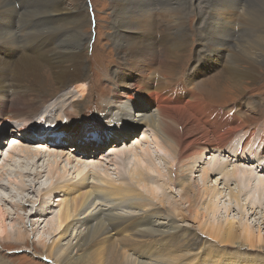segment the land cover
I'll return each instance as SVG.
<instances>
[{
	"label": "bare ground",
	"instance_id": "bare-ground-1",
	"mask_svg": "<svg viewBox=\"0 0 264 264\" xmlns=\"http://www.w3.org/2000/svg\"><path fill=\"white\" fill-rule=\"evenodd\" d=\"M59 1L54 8L53 0H43L44 15L48 13V17L43 20L52 23L57 29L60 27L59 32H44L45 34L33 36L34 38H29V42L24 43L22 36L11 37L10 32L0 30V125L6 123V126L17 120L25 122L15 133L27 146L15 154L19 157L22 155L25 160H9L11 168L5 165L0 167V202L23 211L21 214L25 217H15L22 226L28 222L37 234L38 228L42 226L41 230H48L51 236L48 243L37 236V245L28 246L26 234H8L5 222L10 216L0 206V239H3V243L9 240L16 242L20 245L14 248L20 251V248L28 247L26 249H31L32 257L49 264H264V252L261 253L264 245H257L259 242L264 244V239L254 237L247 227L239 232L233 222L224 226H211L207 233L212 239H204L197 232L180 225L168 210L154 206L152 201L164 205L163 196H156L154 193L153 198H146L142 191L129 183L119 186L114 181L98 176L91 169L98 161H89L90 163L76 170L77 176H82L80 182H76L75 189L68 186L69 192L64 194L68 196L57 203L56 216L50 219L48 211L54 205L50 200V192L47 191L50 184L44 178V167L50 163L38 151L32 150L31 146L67 151L76 158L88 154L98 156L102 148L108 145L121 147L131 138L130 129L135 131L140 125H144L146 131H151L152 136L160 142V147L171 154L173 162L168 163L167 168L169 181L178 187L180 197L188 204L187 212L191 215L197 195L187 175L198 170V165L194 162L202 160L204 155L218 154L217 157L222 158L225 153L235 154V149L230 153L228 148L234 142L240 150L246 147L247 143H251L255 129L244 123L241 113L234 110V107L218 108L219 106L208 104L204 95H200L192 86V80L200 71L189 72L183 58H189L192 50L187 49L191 43L190 38L195 36L200 44V59L198 58L197 63L203 62V67H207V70L216 63L217 68H220L219 73L206 82L211 86L208 95L222 97L228 88L224 86L226 82L231 84L229 90H236L239 94L243 92V85L254 82L258 71L264 68V0H187L188 3H178L176 1L181 0H176L169 4L162 3L157 9L145 5L138 12L131 11L128 7V18L123 15V18L118 15L114 17L112 40L122 55L123 67L118 65V70L113 75H106L112 87L110 93L101 98L103 110L97 122L103 126L95 129L94 134H98L97 140L103 146L96 153L78 149L82 145L76 144L89 139L92 132L85 130L82 134L73 123L63 127V131L75 127V134L62 138L38 132L27 124L35 116H39L46 106L40 107L41 101L48 100L46 97L50 95L49 79L59 89L73 86L84 98L87 95L88 76L86 71L82 74V69H87L89 64L83 53V46L89 38L81 31V27L89 23L88 14L84 13L81 0H70L72 8L59 4ZM20 2L22 9L29 7L26 4L30 5L28 0ZM9 4L12 5L10 0H0V6L9 7ZM8 12L16 11L13 7ZM189 14L195 17L192 31V26L186 21ZM62 23L69 26L68 31L62 30ZM236 27L243 34L233 40L231 54L225 55V48L230 45L231 33L235 34ZM196 65L192 66L193 69H196ZM128 72L130 82L126 81ZM126 86H131L138 92L122 91ZM143 95L146 99L139 101ZM249 104V109L255 112L256 108ZM233 110L235 114H232ZM49 113L50 111L48 115ZM121 124L125 125L121 128L122 131L113 129ZM104 125L112 128L115 134L109 129L113 136L106 135ZM241 133L243 137L241 135L239 140L238 135ZM106 138L111 141L106 143ZM122 138L125 140L121 142ZM260 138H263L262 135ZM67 143H72L74 148L71 145L67 148ZM90 144L93 147L97 145ZM262 144L264 142L261 147ZM64 147L65 149H61ZM243 152L235 154L238 162L240 157L248 159L249 153L246 155ZM123 157L122 155L119 160L118 156L111 159V164L118 170L123 166H130V171L136 174L133 178L142 174L140 165H149L150 162L141 152H129L125 165L122 163ZM259 158L262 166H257L254 170L242 167L241 162H235L227 172L223 171L225 168L220 170L222 176L236 178L225 184L232 182L236 190L241 189V192L246 193L252 204V216H255L254 204L264 199V171H259L264 170V156L259 155ZM221 161L227 162L224 158ZM182 166L185 169L179 174L178 170ZM207 167L204 170L205 177L219 172L220 163L210 162ZM53 169L57 171V165ZM90 172L93 175L90 176ZM51 174L56 175V172ZM12 175L23 178L16 191L4 183ZM30 178L36 179L35 184L28 182ZM195 186L198 187L196 184ZM55 187H58L55 191L61 192L67 186ZM53 189L55 188H52V192ZM31 191L41 195L42 199L40 208L28 214L25 205L30 201L25 194H31ZM2 193L7 194L10 200L2 196ZM178 216L182 222L189 219V216L187 218L180 213ZM198 216L195 212L193 220L196 221ZM154 235V240H141L147 237L151 239ZM9 246L12 244L5 247ZM233 248L236 250L231 252ZM128 251L136 254L131 260L128 258ZM253 251L257 253L256 256H249ZM0 264L10 263L2 256Z\"/></svg>",
	"mask_w": 264,
	"mask_h": 264
},
{
	"label": "rangeland",
	"instance_id": "rangeland-1",
	"mask_svg": "<svg viewBox=\"0 0 264 264\" xmlns=\"http://www.w3.org/2000/svg\"><path fill=\"white\" fill-rule=\"evenodd\" d=\"M28 1L30 2V5L26 4V6H29L26 9L21 8L20 0H10L12 5L9 4V7L0 6V18H1L0 30L10 32L11 37L19 36V35L22 36L21 39L23 38L25 39L24 43L29 42V38H32L33 36L45 34L44 32L46 33L59 32L60 27L57 29V27L54 26L52 23L45 22L46 20H43L48 17L47 16L48 13L44 15L45 4L43 3V0H28ZM57 1L59 0H53L52 3L53 7L56 5ZM173 1L176 0H170V1L169 0H139V1L81 0V2L84 4V13L88 14L87 20L89 22L87 25L81 27V31H83V33L86 34L89 38V41L85 43L83 46L84 57L88 60L89 64L87 69H82L83 70L82 74H85L86 71L88 76V81L87 83L85 82L87 85V95H85L84 98L73 86L69 88L65 87L64 89H59L56 86L55 82L49 79V83H50L49 86L51 89L49 92L50 95L49 97H46V99L48 100L41 101L40 107H43L45 105L46 106L44 107L42 113L39 114V116L37 115L38 118L37 116H35L34 119L29 120L27 122L28 126H33L32 128H34L38 132L39 131L40 132L42 131V133L49 132L51 135L70 137L73 134H75V130H74L75 127L71 128L69 131H63L65 130L63 129V127L73 123L76 127H78V131L79 129L80 132L82 131V134L85 133V130H89L90 132H92L91 135L94 134L98 128L103 126L102 124L97 122L98 120L97 118L98 116H101L100 114L102 113L103 110V104L101 103V98L108 95L112 87L106 75H113L114 72L118 70V65L123 67L122 55L117 51L116 45L112 40L114 35V30L112 28V23L115 21L114 17H117L118 15V17L123 18L122 17L123 15L125 18H128V7L130 8L131 11L138 12L137 10L141 9L145 5L157 9L158 7L160 8V5L162 3L169 4L171 2L173 3ZM176 2L188 3L187 0H181ZM59 4H62L70 8L73 7V4L72 2H70V0H60ZM13 7L16 12L15 13L8 12L11 11ZM194 19H195L194 15L189 14L186 20L188 25L192 26L190 27L191 31L194 27L193 25ZM60 26H62L61 27L62 30L68 31L69 29V26L64 25L63 23ZM237 28L238 27L235 28V34L231 33L230 45H228L229 47L227 46L225 48L226 50L223 48V50L226 51L224 52L226 53L225 55L231 54L230 53L231 47L234 45L235 39H237L239 36L243 34V32L242 31L239 32V29ZM190 42L191 43L187 51L188 50H192V51L190 53L189 58L188 56L187 57L184 56L183 63L184 61H186V67L189 70V72L190 70L191 72L192 70H196L195 72L200 71V73L197 74L192 80L193 81L192 86L195 88V90L199 92L200 95L201 94L204 95V99L208 104L212 106H219L218 108L220 107L222 108L223 106V108L234 107V110L237 109L238 112L241 113L240 116L244 120V123L249 127H251V129H255V134L250 140L251 143L250 142L247 143L245 145L246 147L240 150L235 145L237 143L234 142L230 146V148H228V152L232 153L231 151L235 149L236 155L243 151L245 152L246 155L249 153L247 155L248 159L244 158L247 161L241 159L240 157L239 161L242 163L243 165L242 167H249L254 170L257 166H262L261 163H259V161L262 162V160L259 158V155L260 157L264 156V147L260 149L261 143L264 142L263 139L264 138V133H263L264 131V68L258 71L256 80L254 82L253 81L252 83L246 82L243 85V87L241 88L243 91L241 92L242 94L241 93L239 94L236 90H229V87H231L229 85L231 84L226 82L224 86L228 88L226 93L222 94V97L221 96L214 97L212 95H208L207 92L210 91L211 86L206 84V82L209 81L211 78L215 77V75L219 73L220 68H217L218 67L217 63L216 65L210 67V69L208 70L206 69L207 67L206 68L203 67V62L198 64L197 61L200 59V55H199L200 44L197 43L195 36L190 38ZM192 53L196 55L193 57ZM183 63L181 64V66L183 65ZM194 64L196 65V69H193L192 67L194 66ZM127 76L128 78H126L127 79L126 81L130 82L129 78L131 76L129 75V72ZM122 91L138 92L135 91V89L132 88L131 86L124 87ZM61 95L63 96L61 97ZM137 98L138 97H135V99ZM142 99H146V96L143 95V97L139 101H141ZM249 103L253 104V107L256 108L255 112L249 109V105H250ZM221 110L222 112L225 111L223 109H220V111ZM234 110L232 111V114H235ZM49 111L50 113L48 115ZM45 112H47V115H45ZM40 117H42V119H40ZM22 123L25 122L21 120H17V122H11L6 126L4 125L6 123L0 125L1 126L0 127V167L5 165L7 166V168H11L8 165L9 160H13V161L25 160L22 157V155H20V157L16 156L17 153H19V150H22L25 147H27L24 145L22 138L15 133L16 131L19 130V127L22 125ZM124 126L125 125L122 124L121 126L116 125L113 129L122 131L121 128H123ZM104 128L105 129H103V131L106 132L105 133L106 135L111 136L115 134L113 129L109 128L107 125H104ZM109 129L113 134L110 132ZM1 130H4V132H1ZM133 131H134L133 129H130L131 132L130 137L132 138V140L130 138L128 141H126V143L124 142L121 145V147H117V146L112 147V145H108L107 147L102 148V151L98 154V156L94 154H88V155H80L79 157L76 158L74 154L68 153L67 151L55 150L46 147H40V146L37 147L31 145L33 147L32 150L38 151L39 155L43 156L46 159V161H49L50 163V165L48 164L44 167V172H45L44 176H46L44 178L47 179L48 184H50L49 189L47 191L50 192L49 194L50 200L51 203L54 205L53 207H50V210L48 211L50 213L49 214L50 219L51 218L53 219L56 216L57 203L61 200V198L68 196L64 194H67L69 192V188L74 187L73 189H75L77 186L76 182L78 183L80 182L82 176L78 177L76 170L81 169L87 163H90L89 161H94V162L98 161L95 164L96 166L94 165V167L93 166L91 167V169H93L96 173H98V176L100 175L102 178H106V180L112 182L114 181L119 186L126 185V183H129L131 186L142 191L145 194L146 198H153L154 193L156 196L157 195H159L160 197L163 196V200L165 201L164 205L159 204V202L152 201L154 203V206L160 207L164 211L168 210V212H170V214H172L175 217L176 221H178L180 225L182 226L185 225L187 229H189L192 232H197L200 236L204 237V239L205 238L212 239L211 237L208 236L207 233V229H209L211 226H224L229 222H233L235 224V227L238 229V231L239 230L241 231L243 227H247L248 230L252 232L254 237L257 238L258 236H260L262 239H264V199H262L258 204L256 205L254 204V207H256L254 210L255 216H252V212H253V210L251 209L252 204L250 203L249 198L246 196V193L241 192L242 191L241 189H240L241 191L236 190L235 184L232 182H230L228 185L225 184V182H227L228 180H233L232 178L234 179L236 178L231 177V175H228L231 177L230 179L220 174V170H223L225 168L223 171L227 172L231 168V165L233 164L235 165V162L240 163L237 161V157L235 156V154L226 155L227 153H225L224 157L222 158L226 159L227 162L221 161L222 158L217 157L218 154L206 155V156L204 155L202 157V160H198L194 162L195 165H198V170L196 169V171L193 173L194 175L188 174L187 178L189 179L192 187L194 188V191L196 192L197 199L193 206V213L189 215V213L187 212L188 204H186V202L180 197L178 187L174 186L169 181L167 168L169 167L168 163L172 164L173 162V158L171 154L165 151L163 147L162 148L160 147V142H158L152 136L151 131H146L144 125H140V127L137 130H135L134 132ZM25 134L27 135V132H25ZM241 135L243 137V133L238 135L239 140L242 138ZM261 135L263 138H260ZM95 136L97 137V134ZM109 140H110L109 138H106L105 142L107 143L109 142ZM123 140L125 139L122 138L120 141L122 142ZM71 144L67 143L66 146H70ZM262 146H264V144H262ZM61 149H65V148H61ZM98 149L100 148H91L88 149L86 152L96 153L99 151ZM129 152L131 153L138 152L139 154L140 152L142 154L144 153V157L149 159L150 161L148 162L149 165H147L146 163H144L143 166L140 165L143 171H141L142 174L137 175L138 177L136 178H133L134 175L136 174H133L130 171L131 168L130 166L129 167L123 166L120 170H118L115 166H113V164H111L113 161L111 159H114L115 157L118 156V160H119L120 157L123 155L124 157L122 163L125 165L127 163L126 159L128 157ZM202 152H204V150H202ZM111 153H114V155ZM86 157H88L89 159H85ZM194 159H196V157ZM109 160L111 161L108 164L107 161ZM84 161H88V162H84ZM214 161L215 162L218 161L220 163L219 172L217 171V173H211L207 177H205L204 170L208 168L207 166L210 164V162H214ZM227 164H229L230 166H227ZM55 165H57L58 167L57 171L56 169H53V166ZM182 169H185V166L180 167V169L178 170L179 174L180 171H182ZM54 171L56 172V175L51 174V172ZM259 171L263 172L264 170L260 169ZM184 174L186 175L187 173L184 172ZM57 175L59 176V178H55ZM91 175L93 174L91 173L90 176ZM60 176L62 177V179H60L61 178ZM129 177H131L132 179L130 178L131 179L130 180ZM22 180H23L22 177L18 175H12L9 178H6L4 180V183L11 186V188L14 191H16L17 188L20 186L19 182L20 181L22 182ZM88 180L89 182H91V179ZM28 182L33 185L35 184L36 179L30 178ZM87 182L88 181H86V183ZM89 182L88 184L91 185V183ZM195 184L198 187H196ZM57 185H60L61 188L67 186L65 188L67 192L65 191V189L61 192L55 191L59 187V186L55 187ZM52 188H55L53 189L54 192H52ZM25 195L28 197V201H30L28 202V205H25L28 214L31 213L33 210L35 211L36 209L40 208L41 199H42L41 195L33 191H31V194H25ZM2 196L10 200L7 194L2 193ZM100 203L102 204V202ZM123 205L126 204L123 203ZM0 206L11 217V218L9 217V219H7L5 222L6 230L8 234H14V235L16 233L26 234L28 239L27 245L34 247L37 245V243L35 242L37 236L43 238L44 241H46L47 243L51 241L50 240L51 236L47 232L48 230L46 232H43L41 230L42 226L38 228L39 232L37 234L36 231L34 232L35 228L34 227L32 228V225L29 224L28 222L23 226L21 223L17 222L16 220L17 218L15 217L18 216L25 217L24 215L21 214V212L23 211L13 209L9 204L5 202L4 203L0 202ZM195 212L199 214L196 221L193 220V216ZM179 213L181 215L186 216L187 218L189 216V219L182 222L180 219L181 217L178 216ZM48 226L47 228L49 229ZM147 238L145 239L142 238L141 240H154L156 239V235H154L153 238L151 239L150 238L147 239ZM2 240L0 239V257L3 256L10 264H49V263L41 262L39 259L32 257V254H30L31 249L30 250L26 249L28 247H23V249L20 248L22 250L20 251L19 249L14 248L19 246L20 244L18 245L16 242L15 243L11 242V240L7 241L4 244ZM7 243L12 244V246L6 248L5 246L8 245ZM257 245L261 246L264 244L263 242H259V244ZM135 246L136 245H134V247ZM232 250L233 251L231 252H234L236 248H233ZM263 252L264 250L261 253ZM253 253H250L251 255L249 256H256L255 254L257 253L255 251H253ZM134 254L135 253L133 251L131 252L128 251L129 260H131L133 256L136 255Z\"/></svg>",
	"mask_w": 264,
	"mask_h": 264
}]
</instances>
